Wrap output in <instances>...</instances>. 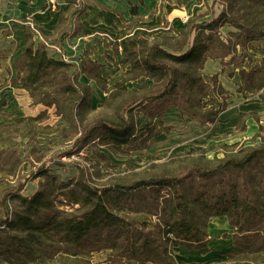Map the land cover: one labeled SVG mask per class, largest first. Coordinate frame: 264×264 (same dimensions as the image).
I'll use <instances>...</instances> for the list:
<instances>
[{
  "label": "rangeland",
  "instance_id": "rangeland-1",
  "mask_svg": "<svg viewBox=\"0 0 264 264\" xmlns=\"http://www.w3.org/2000/svg\"><path fill=\"white\" fill-rule=\"evenodd\" d=\"M95 1L73 0L67 6L71 10L69 14L73 25L79 22L75 21V16L83 6L89 13L98 12L97 8H100L105 25L89 28L64 47L58 41L46 42L50 56L57 55L70 64L68 75L82 91L83 100H77L74 107L76 126L83 127L98 119L118 122L121 107L137 102L127 111L126 117L132 119L137 130L153 126L157 135L146 143L143 150H134L137 143L116 148L103 145L96 138L78 149L74 141L79 136V130L67 122L68 116L60 113V110L67 111L68 101L63 95L58 96L60 102L66 105L57 109L33 104L25 90V93L10 94L14 101L10 105L4 94H0V221L6 213H10L12 219L15 211H22L15 199L8 198L2 206L6 191L18 182L28 181L21 195L30 198L38 183L43 181L42 178L34 179L38 169L44 168L48 174L67 182L77 175L76 168L79 166L87 171L90 184L99 188L180 176L183 179L178 188L198 216L211 212L210 209L213 212L226 211L228 205L223 203V198L227 194H224L232 191L235 196L239 195L240 173L230 170L213 175V171L221 160L239 158L246 149L258 146L264 138V92L246 94L240 90V71L257 68L264 60V40L238 47L235 65L222 68L219 60L208 61L204 65L203 80L211 82L210 77L217 75L219 92L216 98L209 97L206 108H219L221 98H225L227 104L216 124H200L173 108L155 118L163 104L139 103L138 100L158 90L163 79L151 78L142 69H131L124 63V54L127 40L137 33L142 34L149 45L158 43L178 48L182 37L175 32L186 29L189 21H209L212 13L219 15L225 9L229 12L230 7L233 14L253 22L260 19L258 8L242 0H233V3L231 0H219L212 7L205 0H150L147 6L140 5L141 0H133L136 12L130 16L125 14L123 19L120 12L106 5L109 1ZM168 4L172 6L166 11ZM219 34L223 39L244 44V37L230 26H223ZM67 38L68 35L62 37ZM229 60L227 58L224 62ZM14 111L20 114L16 115ZM57 161L66 166L62 169L52 164ZM260 165L264 166V163L250 167L248 172L249 186L258 193L264 186V174L259 173ZM198 170L208 175L203 176ZM51 198L57 209L70 211L61 197L52 195ZM172 200L173 193L168 188L143 187L122 191L111 207L115 214L153 238L159 220L166 219L165 214ZM210 227H213L212 232ZM206 231L212 240L205 249L192 251L183 246L172 249L175 264H261L262 260L256 256L248 257L253 259L252 263L224 262L223 254L233 247L231 237L234 233V229L228 227L225 216L209 217ZM9 236L7 230H0V264H22L7 250ZM47 256L24 264H112L108 260V250L92 253L88 257ZM122 262L136 264L135 261Z\"/></svg>",
  "mask_w": 264,
  "mask_h": 264
},
{
  "label": "trees",
  "instance_id": "trees-1",
  "mask_svg": "<svg viewBox=\"0 0 264 264\" xmlns=\"http://www.w3.org/2000/svg\"><path fill=\"white\" fill-rule=\"evenodd\" d=\"M187 1L189 0H185ZM218 1L215 0L214 3ZM242 2L256 5L260 19L250 22L244 16L242 18L233 14L229 7L231 13L226 9L219 15L212 13L210 21H189L186 29L175 32L182 37L178 48L158 43L149 45L140 33L127 40L124 63L131 69H142L151 78L163 79L158 90L149 92L138 100L139 103L163 104L155 118L173 108L200 124L219 121V114L226 109L227 104L225 98H221L219 108H206L209 97L216 98L219 92L217 75L210 77L212 83L205 82L202 78L205 62L208 59L219 60L222 68L233 65L237 59L238 47L264 40V0ZM84 10L83 6L77 17ZM134 11V8L131 9V13ZM225 25L238 30L244 37V44L223 39L219 30ZM227 58L230 60L224 62ZM177 65L181 68H177ZM69 68L70 64L66 61L49 57L45 44H35L33 35L29 29L26 30L25 45L15 62L17 80L13 84L28 92L33 104L62 109L66 104L60 102L58 95L65 97L68 101L67 111L64 113V110H60V113L68 116L67 122L79 130V136L74 141L75 147L81 149L96 138L103 145L116 148L137 143L134 150H143L146 143L157 135L153 126L137 130L132 119L126 117L127 111L137 102L121 107L118 122L98 119L83 127L76 126L74 107L77 100H83V96L68 75ZM240 79V90L244 93L264 92V60L257 68L242 69ZM246 94L242 96L245 98ZM261 162L264 163V138L258 146L246 149L239 158L221 160L213 175L230 170L240 173L239 195L235 196L232 191L226 192L223 203L228 205V209L224 212H213L210 209L211 212L202 216H198L182 196L178 188L183 179L180 176L150 178L129 186L99 188L90 184L88 173L81 166L76 168L77 176L67 182L40 168L34 179L42 178L43 181L38 183L37 190L30 198L21 195L28 181L18 182L6 191L2 206L11 198L17 201L22 211H15L12 219L10 213H6L0 221V230H7L10 235L7 238V250L22 264L42 259L44 255L50 258L55 255L88 257L92 253L106 250L109 251L108 260L112 264H122V261H135L136 264H175L173 248L183 246L192 251L205 249L209 243L206 231L209 217L225 216L234 233L231 237L233 247L223 254L224 262L252 263L253 259L248 257L256 256L264 264V255L260 256L264 253V186L259 193L252 190L248 175L250 167H257ZM52 164L62 169L66 166L60 161ZM197 172L203 176L208 175L202 170ZM260 172L264 174L263 165L259 166ZM143 187H164L173 193L171 206L165 214L166 219L162 222L159 220L153 238L115 214L111 207L120 198L122 191H135ZM52 195L61 197L70 211L57 209Z\"/></svg>",
  "mask_w": 264,
  "mask_h": 264
},
{
  "label": "crops",
  "instance_id": "crops-1",
  "mask_svg": "<svg viewBox=\"0 0 264 264\" xmlns=\"http://www.w3.org/2000/svg\"><path fill=\"white\" fill-rule=\"evenodd\" d=\"M97 1H99L98 3H103L105 0ZM107 1H109V4L106 5L120 12L123 19L125 18V14L130 16V14L133 15L134 12H136L137 6H135L136 3L133 0H128L127 3L125 0ZM149 1L150 0H141L140 5L143 3L144 6H147ZM189 1L192 2V0ZM205 2L206 4L211 3L210 7L216 4L214 3L215 0H205ZM72 3L73 0H55V5H50L48 0H0V94H4V98H7L8 105L14 102L10 94L25 93L19 86L14 85L13 81L17 80L15 62L21 55L25 45V32L27 29H29L30 33L33 35L35 44H45L48 54L49 44L46 42L55 43L58 41L60 46L64 47L68 43H71V40H75L77 36L87 32L89 28L106 24L103 19H101L103 16H100L102 15L100 8H97L98 12L89 13L85 7L84 12L79 17H77L76 14L75 21L79 20V22L74 26L71 20V14H69L71 10L67 7ZM112 4L116 6H112ZM171 6L172 5L168 4L165 10H169ZM133 8L135 11L131 13V9ZM67 17H69L68 20H66ZM63 19L66 21H63ZM64 35H68L67 40L62 39ZM48 56L55 60H62L59 59L57 55L50 56V54H48ZM208 61L213 60L208 59L204 65H206ZM5 81H7V85H4ZM17 114L20 113H16V115ZM227 225L231 227L228 222ZM208 239L210 243L212 239L209 235Z\"/></svg>",
  "mask_w": 264,
  "mask_h": 264
},
{
  "label": "built area",
  "instance_id": "built-area-1",
  "mask_svg": "<svg viewBox=\"0 0 264 264\" xmlns=\"http://www.w3.org/2000/svg\"><path fill=\"white\" fill-rule=\"evenodd\" d=\"M48 3H49L50 5H55V0H48Z\"/></svg>",
  "mask_w": 264,
  "mask_h": 264
},
{
  "label": "bare ground",
  "instance_id": "bare-ground-1",
  "mask_svg": "<svg viewBox=\"0 0 264 264\" xmlns=\"http://www.w3.org/2000/svg\"><path fill=\"white\" fill-rule=\"evenodd\" d=\"M209 231H211V232H212V231H213V227H210Z\"/></svg>",
  "mask_w": 264,
  "mask_h": 264
}]
</instances>
